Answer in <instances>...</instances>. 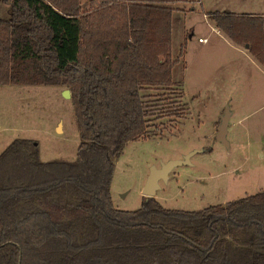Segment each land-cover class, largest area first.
I'll use <instances>...</instances> for the list:
<instances>
[{"label": "trees", "instance_id": "obj_1", "mask_svg": "<svg viewBox=\"0 0 264 264\" xmlns=\"http://www.w3.org/2000/svg\"><path fill=\"white\" fill-rule=\"evenodd\" d=\"M180 1L2 0L0 85L68 89L79 142L71 162H41L30 139L0 153V264H264V189L198 210L111 202L114 160L162 109L142 90L180 89ZM209 14L264 68V15Z\"/></svg>", "mask_w": 264, "mask_h": 264}, {"label": "rangeland", "instance_id": "obj_2", "mask_svg": "<svg viewBox=\"0 0 264 264\" xmlns=\"http://www.w3.org/2000/svg\"><path fill=\"white\" fill-rule=\"evenodd\" d=\"M80 3L88 8L87 0ZM240 6V0L176 4L187 11L173 17V54L184 40L186 44L172 77L184 78V91L178 97L173 95L178 88L142 90L162 109L148 119L140 138L125 143L113 162L109 193L114 207H139L148 175L165 165L170 166L156 179L154 198L168 209L198 210L264 189V68L251 65L217 39L210 47L196 41L212 26L211 11L234 12ZM0 17H8L2 0ZM63 89L0 85V153L15 139H30L38 144L41 162L75 159L79 136ZM176 104L181 107L176 114L163 112V107ZM225 108L227 145L216 138Z\"/></svg>", "mask_w": 264, "mask_h": 264}, {"label": "crops", "instance_id": "obj_3", "mask_svg": "<svg viewBox=\"0 0 264 264\" xmlns=\"http://www.w3.org/2000/svg\"><path fill=\"white\" fill-rule=\"evenodd\" d=\"M240 3H241V6L238 9H236V11H234V12L231 11V13L249 14V15H254V16H263L264 15V0H240ZM211 12H213V11H211ZM226 12H228V11H226ZM203 15H206V14H203ZM208 16L210 18V14ZM210 21H211V19H210ZM211 23H212V21H211ZM212 36H214V37H212ZM198 39H201V38L198 37L196 39V41L199 45H207V47L214 46L213 44L215 43V39H217L218 41H221L225 45V47L227 49H229L230 51L240 53L241 56L243 58H245L246 61L249 62L251 65L257 66V64H258L247 53L246 47H244V46L240 47V46L234 45L229 40H227L225 38V36H223L221 34V32L217 28H215L213 25L210 27L207 35L204 37V40L201 39V41H198ZM185 44H186V42H185ZM185 69H184V71H185ZM183 77H184V74H183ZM183 80H184V78H182L181 85H180L181 96H182L183 91H184ZM153 197H156L155 192L153 194Z\"/></svg>", "mask_w": 264, "mask_h": 264}, {"label": "water", "instance_id": "obj_4", "mask_svg": "<svg viewBox=\"0 0 264 264\" xmlns=\"http://www.w3.org/2000/svg\"><path fill=\"white\" fill-rule=\"evenodd\" d=\"M244 47H246V45ZM62 94L66 98L70 97V92L68 89H63ZM227 118H228V111L225 108L224 112L220 116L217 133H216L217 140L223 143L224 145H227V142L225 140V132H226L225 128L227 124ZM169 166L170 165L168 166L165 165L158 170H153L152 172H150V174L148 175L147 181L144 184L143 189H142V194L144 195V197H153V194L156 189V179L159 176L164 175Z\"/></svg>", "mask_w": 264, "mask_h": 264}, {"label": "built area", "instance_id": "obj_5", "mask_svg": "<svg viewBox=\"0 0 264 264\" xmlns=\"http://www.w3.org/2000/svg\"><path fill=\"white\" fill-rule=\"evenodd\" d=\"M204 40V39H203ZM198 41H201V39H198Z\"/></svg>", "mask_w": 264, "mask_h": 264}]
</instances>
